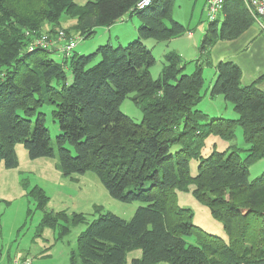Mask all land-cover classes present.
Instances as JSON below:
<instances>
[{
  "label": "trees",
  "instance_id": "trees-1",
  "mask_svg": "<svg viewBox=\"0 0 264 264\" xmlns=\"http://www.w3.org/2000/svg\"><path fill=\"white\" fill-rule=\"evenodd\" d=\"M138 1L0 0V166L18 165L14 148L22 143L30 159L56 154L63 176L91 171L113 199L145 203L128 220L109 211L98 214L69 251L70 264H124L134 249L141 253L131 264H264V174L251 180L247 169L264 158V93L255 83L242 85L232 61L216 63L208 89L202 70L212 64L214 43L237 38L254 18L244 0H227L220 24L217 17L207 19L199 43L202 59L193 71L184 72L187 63L181 65L180 56L169 51L152 78L155 59L143 39L167 40L187 28L171 16L174 0H151L136 9ZM125 13L140 19L137 38L127 44H102L87 55L71 50L58 63L49 56L56 51L52 47L27 48L41 33L70 34L61 26L65 16L75 19L74 31L85 37ZM130 93L140 122L120 111ZM205 94L223 96L236 117L205 120L206 113L195 108ZM45 102L58 124L56 150L40 110ZM237 126L246 147L231 143L201 155L208 136L231 141ZM190 158L199 160L194 175ZM190 190L222 224L226 238L191 222V210L177 200V191ZM27 193L44 209L48 197L40 187ZM59 218L46 211L40 226L52 228ZM68 231L62 226L60 236Z\"/></svg>",
  "mask_w": 264,
  "mask_h": 264
},
{
  "label": "rangeland",
  "instance_id": "rangeland-1",
  "mask_svg": "<svg viewBox=\"0 0 264 264\" xmlns=\"http://www.w3.org/2000/svg\"><path fill=\"white\" fill-rule=\"evenodd\" d=\"M87 1L74 0L79 5ZM205 6V0H174L171 16L173 20L195 31L199 36L207 24ZM220 17H222L221 13H218L216 19L219 24L222 21ZM139 21L136 13H125L119 21L113 22L110 26H97L92 34L85 37H81L80 33L74 31V18L63 17L61 26L71 29L69 35L75 38L76 44L71 50L79 55H87L102 44L124 45L136 39ZM143 43L151 49L154 56L155 62L149 68V72L152 78H157L163 63V42L157 44L154 38L148 37L143 39ZM49 56L57 63L63 59L61 52L52 51ZM98 59L99 57L92 62ZM191 67L192 64L188 63L185 71L192 72ZM203 76L204 88L208 89V86L212 84L210 70L205 68ZM132 94L125 97L119 108L136 123L141 121L142 113L129 98ZM231 106L232 104L224 100L221 95L211 98L207 95L197 103L195 108L205 112L207 115L205 120H208L217 116L235 118L236 113ZM51 109L52 106L47 102L40 107V110L45 113V127L49 130L50 144L56 150L54 138L58 134V124L49 114ZM240 130L239 126L235 128L233 131L235 137L231 141L223 140L218 136H208L202 145L201 155L205 157L213 149L226 150L231 143L237 147H246ZM14 149L18 165L13 168L0 166V255L3 260L9 257L27 256L32 260V264H70L69 251L76 248L78 235L98 214L109 211L128 220L136 208L145 204L138 200L123 202L113 199L97 175L91 171L63 176L57 164L56 154L52 157L30 159L22 143H17ZM198 161V159L190 158L191 175L196 174ZM247 169H249L251 180L264 174V158L253 162ZM23 183L27 188L23 186ZM35 185L40 187L48 197L44 209H37L35 199L27 193V190ZM192 195L191 190L177 191L178 204L192 212L191 222L210 234L226 238L222 224L215 221L207 206L198 202ZM46 211H53L60 215L56 226L52 228L40 226L42 214ZM80 217H82L81 220ZM62 226L68 227L69 231L60 236ZM140 253L137 249L130 251L124 264H131V259L139 257Z\"/></svg>",
  "mask_w": 264,
  "mask_h": 264
},
{
  "label": "crops",
  "instance_id": "crops-1",
  "mask_svg": "<svg viewBox=\"0 0 264 264\" xmlns=\"http://www.w3.org/2000/svg\"><path fill=\"white\" fill-rule=\"evenodd\" d=\"M205 28L206 26L201 30L202 32L200 31L199 36L196 35L195 31L187 28L180 36L158 41L163 42L164 51L162 56L169 51H173L180 56L181 65L191 63V69H194L196 62L202 59L198 47L205 33ZM262 28L259 22L254 21L237 38L216 41L210 49L209 57L212 64L204 67L202 69L203 73L205 68L210 70L211 81H213L216 76L214 69L216 63L219 61H232L241 70L239 80L241 84L250 85L255 83L256 87L264 93V29ZM187 64L183 70L184 72H186ZM211 81L210 83H212ZM205 96L207 95L205 94Z\"/></svg>",
  "mask_w": 264,
  "mask_h": 264
},
{
  "label": "built area",
  "instance_id": "built-area-1",
  "mask_svg": "<svg viewBox=\"0 0 264 264\" xmlns=\"http://www.w3.org/2000/svg\"><path fill=\"white\" fill-rule=\"evenodd\" d=\"M227 0H205L206 7V16L208 21L214 20L217 17V14L220 13L222 4ZM245 4L254 18V21H257L261 24L264 29V0H244ZM151 0H139L136 3V9L144 8L149 5ZM31 41L28 43L27 48L29 51H32L36 47L49 48L52 47L56 51L61 53H69L72 48H74L76 41L75 38L67 35L64 30L60 29L55 34V37H48L46 34H39L37 36H32ZM48 37V38H47ZM54 44H59L56 48L53 47ZM52 49V50H53ZM0 264H32V260L27 257H13L10 260H3L0 255Z\"/></svg>",
  "mask_w": 264,
  "mask_h": 264
}]
</instances>
